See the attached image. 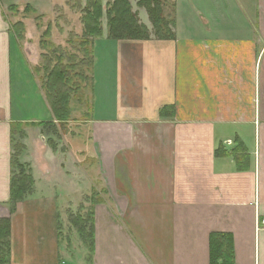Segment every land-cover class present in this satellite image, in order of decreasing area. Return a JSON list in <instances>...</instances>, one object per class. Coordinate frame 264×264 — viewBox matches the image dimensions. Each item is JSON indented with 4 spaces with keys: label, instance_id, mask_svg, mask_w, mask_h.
I'll use <instances>...</instances> for the list:
<instances>
[{
    "label": "crops",
    "instance_id": "0c3cea01",
    "mask_svg": "<svg viewBox=\"0 0 264 264\" xmlns=\"http://www.w3.org/2000/svg\"><path fill=\"white\" fill-rule=\"evenodd\" d=\"M26 5L50 7L0 0V219L9 220L10 264H209L212 233L230 236L233 264H264V0H170L169 35L94 39L88 116L71 117L64 135L69 167L26 126L53 122L51 109L31 120L23 100L15 104V47L34 67L12 28ZM32 30L24 24L23 35L35 39ZM16 129L32 135L18 160L30 164L34 185L10 212ZM94 176L102 200L93 205L91 250L76 258L60 223Z\"/></svg>",
    "mask_w": 264,
    "mask_h": 264
},
{
    "label": "rangeland",
    "instance_id": "374dc122",
    "mask_svg": "<svg viewBox=\"0 0 264 264\" xmlns=\"http://www.w3.org/2000/svg\"><path fill=\"white\" fill-rule=\"evenodd\" d=\"M49 2V8L47 11H33L32 8H28L24 13L20 15L17 13V7L15 6L16 21V37L22 36L18 42V47L21 53L25 56L27 55L32 62L30 67L21 56H17L18 48L15 50V56L12 57V82H13V95L15 98V104L18 106V101L21 99L23 103L26 104L23 108V115L26 119L31 120H45L49 117L50 114V102L48 99V88H47V79L49 73L58 70L57 67H64V71L69 74L70 80L66 82L67 87H69L68 95V107H69V116L66 120H54L53 122H41V121H31L26 124V126H37L38 132L33 136V140L37 146L41 145L43 140L46 145L52 150L59 149L63 154V157L66 159V164L70 166V156L68 152V146L70 142L66 138L71 134L69 130L72 128L71 124L67 121L72 117L75 121L74 123H82L84 119L87 118V113L90 108V91H91V79H90V59H91V45L93 39L86 40L83 35L84 32V23L83 17L85 11H94L96 6H99L102 11V17L97 21V24L102 26V34L106 32L107 28V18L106 10H113L112 5L114 0H47ZM128 0L130 6V11L134 17H137V21L142 24L145 28L146 35H160L167 36L166 32L155 34L153 24L149 21V15L147 12V4H142L147 0ZM170 0H149L150 7H158L161 9L162 18L161 22L164 26L169 27L172 24V14L168 15L167 12H171L169 8ZM29 6V5H28ZM141 9L146 10V15L141 14ZM32 10V11H31ZM24 11V7L23 10ZM139 13V14H138ZM149 22V23H148ZM24 24L27 25V31H33L34 28L37 31L35 39L26 38L24 34ZM163 26V27H164ZM31 33V32H30ZM85 41H88L87 43ZM22 43V44H21ZM85 51V56H83ZM57 66V67H56ZM264 66V59H263ZM80 74H83L86 78L85 80L81 79ZM262 74V101L264 103V69L261 71ZM16 111H20L16 108ZM64 112V110H62ZM262 117L264 118V111L262 112ZM83 119V121H78ZM52 120V119H51ZM77 121V122H76ZM78 126V125H75ZM42 130V131H41ZM64 135H67L64 137ZM26 136L32 137L31 134L21 132L16 129L13 137V152L14 159L12 165V175L17 176L19 168L17 164L20 163L18 156L22 152L21 148L23 143L21 140L25 139ZM69 138V137H68ZM83 141L76 140V145H81ZM26 147V146H25ZM240 151V150H239ZM31 152V149H29ZM90 150H88V153ZM241 152V151H240ZM70 153V152H69ZM244 155V154H243ZM246 155V154H245ZM248 157V155H246ZM90 160L91 158H84ZM21 164V163H20ZM53 164V163H52ZM24 176L31 177L30 164L23 163ZM89 171H92V167L88 164ZM83 169L79 165V170ZM94 170L97 168L94 166ZM54 170V165H53ZM97 171V170H96ZM52 175L57 176V172L54 170ZM40 178H43L39 174ZM69 177V176H68ZM87 177L79 178L80 182L86 184ZM92 190H79L75 195L72 203H77L73 207H69L65 218L61 220L60 223V236L62 240L69 245L70 248L76 247L75 250L78 258L81 256L82 248L85 247L87 253L91 250L90 239L93 238V228L89 231V212L92 208L91 221L94 225L93 219V207L91 206V200L99 199V201L93 203H99L102 200L100 192L95 188L99 178L94 176ZM71 184L70 182H68ZM89 183V181H88ZM34 185V180L32 187ZM72 185V184H71ZM75 185V184H74ZM70 187V186H69ZM75 188V186L72 185ZM88 192V195L85 192ZM94 193V194H93ZM93 194V195H92ZM71 194L67 195L70 196ZM96 201V200H95ZM63 206H66L64 204ZM82 217L85 222L83 225L78 218ZM72 218L73 221L71 220ZM259 221V220H258ZM4 227V226H3ZM0 228V260H3L1 264H10L9 258V234L7 229ZM262 228V227H261ZM91 232V234H90ZM3 246V247H2ZM79 253V254H78ZM86 255V254H85ZM88 255V254H87ZM76 260L68 264H76ZM85 264V261H84Z\"/></svg>",
    "mask_w": 264,
    "mask_h": 264
},
{
    "label": "trees",
    "instance_id": "16d2710c",
    "mask_svg": "<svg viewBox=\"0 0 264 264\" xmlns=\"http://www.w3.org/2000/svg\"><path fill=\"white\" fill-rule=\"evenodd\" d=\"M141 0L140 2H142ZM142 4H147V12L150 18V22L153 24L155 34L166 32L168 35L170 34V31L168 30L167 26H164L161 22L162 13L161 9L159 10L158 7H150L149 0L145 1ZM15 9V7H12ZM30 8L28 5L24 7V11L29 10ZM113 10H106V18H107V30L106 35L108 38H114V39H120V38H128V39H143L148 38V35L145 33V28L137 21V17H134L132 12L130 11V6L128 4V0H114V3L112 5ZM103 11L99 6L95 7L94 11H85L84 17H83V23H84V32L83 35L90 42V40H94L98 37L102 36V26L100 24H97V21L102 17ZM164 26V27H163ZM12 28L16 35V27L15 23L12 25ZM159 37H163L160 35H156ZM17 40H20L22 36H17ZM88 41H85L86 43ZM88 44V43H87ZM91 59H90V72L92 70V45H91ZM88 54V53H87ZM84 54L83 56L87 55ZM57 67V66H56ZM64 67H57L58 70L54 69L55 71H52L49 73V77L47 79V90H48V99L51 106V111L53 114L52 120H66L68 118L69 114V107H68V101H69V95L67 94L70 90L69 87H67L66 82L68 83V80H70V76L68 73H66L63 69ZM81 79L85 80L83 74H80ZM92 79V76H91ZM64 110V112L62 111ZM163 114V111H162ZM241 151V155H245L244 147L238 143V147L236 148V151ZM220 148L216 150V153L219 154ZM238 156V155H236ZM246 156V155H245ZM244 156V157H245ZM247 157V156H246ZM13 165V160H12ZM14 166V165H13ZM17 167L19 168V172L17 176H11L10 178V197H9V210L10 212H13L15 208V204L23 199V197L31 192L32 190V184L33 179L31 177L24 176V170L23 165L20 163L17 164ZM94 194V193H93ZM92 194V195H93ZM96 200V201H95ZM93 199L90 202L92 203L91 206H93L95 202L99 201V199ZM89 231L92 230L93 224L91 221V215H92V208H90L89 212ZM77 220L80 219L81 223L85 225L84 219L80 217ZM74 218L71 220L73 221ZM4 226V227H3ZM7 229L8 234L10 236V229H9V220L8 219H0V228ZM91 234V232H90ZM92 244V239H90V245ZM3 247V246H2ZM9 249V248H7ZM233 255H232V246H231V239L230 236L226 233H212L209 236V264H233ZM3 262V260H0V264Z\"/></svg>",
    "mask_w": 264,
    "mask_h": 264
},
{
    "label": "built area",
    "instance_id": "2783aa9c",
    "mask_svg": "<svg viewBox=\"0 0 264 264\" xmlns=\"http://www.w3.org/2000/svg\"><path fill=\"white\" fill-rule=\"evenodd\" d=\"M227 144H230L229 141L227 142ZM257 224H258V227H262L263 228L264 227V218L259 219Z\"/></svg>",
    "mask_w": 264,
    "mask_h": 264
}]
</instances>
